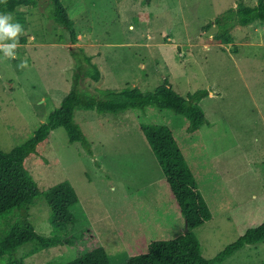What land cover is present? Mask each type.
Instances as JSON below:
<instances>
[{
  "label": "rangeland",
  "instance_id": "374dc122",
  "mask_svg": "<svg viewBox=\"0 0 264 264\" xmlns=\"http://www.w3.org/2000/svg\"><path fill=\"white\" fill-rule=\"evenodd\" d=\"M239 1L62 0L81 32L76 43L52 19L49 0L11 14L14 23L24 22V31L15 58L0 51V145L7 152L47 121L72 89L75 74H83L80 88L95 98L127 86L153 91L165 80L185 97L199 89L210 92L200 102L207 122L195 133L188 131L184 116L157 106L118 114L77 110L76 121L92 153L81 143H70L65 129L52 131L43 152L48 164L33 158L27 165L42 192L30 218L38 233L51 236L45 192L69 181L79 202L73 207L75 220L59 234L74 237L73 246L28 255L32 246L26 245L18 253L25 264L75 259L87 250L82 235L88 230L113 264H124L147 252L153 241L186 231V220L140 129L143 123L169 126L185 152L213 215L195 229L206 258L264 224V22L236 26V47L214 41L215 24L205 28L230 14ZM243 1L256 5L259 0ZM72 51L91 56L92 64L79 62ZM21 62L27 67L21 68ZM95 67L101 71L97 82L89 77ZM221 264H264V241L246 245Z\"/></svg>",
  "mask_w": 264,
  "mask_h": 264
},
{
  "label": "trees",
  "instance_id": "16d2710c",
  "mask_svg": "<svg viewBox=\"0 0 264 264\" xmlns=\"http://www.w3.org/2000/svg\"><path fill=\"white\" fill-rule=\"evenodd\" d=\"M49 2L54 7L53 14L51 12L52 19L65 29L70 42L76 43L81 32L75 27L62 0ZM38 4V0H7L6 5L0 3V14H13L22 6L37 7ZM230 11V14L219 16L205 28L215 24L218 32L214 41L236 47L233 30L238 25L246 27L256 20L264 22V0H259L256 5H248L241 0L237 7ZM23 23L21 21L22 26ZM80 53L72 51L74 58L79 62L84 60L91 65L92 57L83 55V51ZM77 54L81 56L77 57ZM82 75L75 74L70 92L63 97L60 106L49 114L47 121L41 123L34 131L31 138L9 152L0 145V264H25L24 257L18 256V253L26 245L32 246L28 255L56 246H73L71 240L74 237L62 236L59 231L64 225L75 220L73 207L79 202L75 187L69 181H63L45 192L51 208L49 220L53 230L51 236L41 235L31 221L30 209L35 200L42 196V192L27 165L33 158L48 164L43 152L50 144L52 131L59 128L65 129L70 143H81L89 153L93 152L89 138L76 121L77 110L118 114L130 109L157 106L184 116L190 122L188 131L191 133L199 131L207 122L204 109L200 105L201 100L210 95L207 89H199L185 97L165 80L164 84L153 91L127 86L105 91L106 98H95L80 88ZM89 77L96 82L101 79L98 67L94 68ZM140 129L163 169L169 191L186 220L187 229L176 238L153 241L147 252L132 255L124 264H221L246 245L264 241L262 224L248 229L214 258H206L202 254L201 242L195 229L210 221L213 215L196 182L184 150L169 126L143 123ZM82 238L85 239L86 252L61 264H113L106 248L93 230L83 233Z\"/></svg>",
  "mask_w": 264,
  "mask_h": 264
},
{
  "label": "clouds",
  "instance_id": "9594fccd",
  "mask_svg": "<svg viewBox=\"0 0 264 264\" xmlns=\"http://www.w3.org/2000/svg\"><path fill=\"white\" fill-rule=\"evenodd\" d=\"M0 3L7 4V0H0ZM23 26L13 22L11 13L0 14V51L5 53L6 57L15 58V50L19 46L18 37L23 33ZM12 41V43H7ZM21 68L27 67L26 62H21Z\"/></svg>",
  "mask_w": 264,
  "mask_h": 264
}]
</instances>
